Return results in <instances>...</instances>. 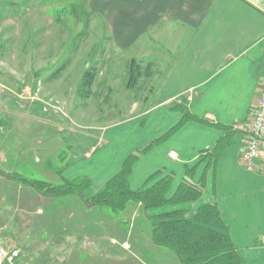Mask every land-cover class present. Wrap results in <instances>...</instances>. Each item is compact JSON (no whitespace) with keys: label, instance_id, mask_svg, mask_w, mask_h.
I'll use <instances>...</instances> for the list:
<instances>
[{"label":"crops","instance_id":"0c3cea01","mask_svg":"<svg viewBox=\"0 0 264 264\" xmlns=\"http://www.w3.org/2000/svg\"><path fill=\"white\" fill-rule=\"evenodd\" d=\"M83 4L89 19L81 23L87 47L83 44L80 50L91 53L89 59L147 61L145 71L138 74L150 76V91L160 97L150 104L143 127L138 121L125 123L103 135L100 150L75 160L73 149L63 160L59 143L48 132L49 123L39 121L40 132L51 138L41 140L37 149L44 163L35 162L42 164L43 173L54 175L48 182L86 176L100 188L133 151L155 143L180 122L181 106L205 122L186 121L141 155L133 165L130 187L142 188L150 175L164 169L174 173L173 193L187 169L196 166L193 181L206 177L200 202L216 200L242 264H264V175L240 163L264 83V0H84ZM149 125L145 146L140 142L129 148V141L123 139L120 145L111 138L133 131L135 140ZM228 134L229 143L217 158L201 161L203 153L211 154ZM75 198L82 207L90 206L81 197L66 200ZM136 207L130 204L127 209L134 212ZM102 250L99 264L106 246Z\"/></svg>","mask_w":264,"mask_h":264},{"label":"rangeland","instance_id":"374dc122","mask_svg":"<svg viewBox=\"0 0 264 264\" xmlns=\"http://www.w3.org/2000/svg\"><path fill=\"white\" fill-rule=\"evenodd\" d=\"M83 3L0 0V230L8 245L21 250L16 264H99L104 246L101 264H179L174 253L151 244L141 203L130 202L115 215L102 206L86 209L76 198L45 197L14 178L54 177L41 171L37 149L51 135L40 132L39 121L49 123L63 160L72 149L75 160L100 150L103 135L125 123L138 121L143 127L150 104L160 97L150 91V76L138 74L147 61L89 59L91 53L80 50L87 47L81 23L89 19ZM88 70L97 74L89 91L83 85ZM142 130L135 140L133 131L111 138L120 145L129 141V148L145 146L150 125ZM130 204L137 206L134 212L127 209Z\"/></svg>","mask_w":264,"mask_h":264},{"label":"trees","instance_id":"16d2710c","mask_svg":"<svg viewBox=\"0 0 264 264\" xmlns=\"http://www.w3.org/2000/svg\"><path fill=\"white\" fill-rule=\"evenodd\" d=\"M96 77L95 71L86 72L83 85L88 91ZM179 108L183 112L180 122L153 144L168 139L188 120L205 122L192 113L185 112L181 106ZM229 136L225 135L211 154L203 153L201 161L205 158H217L221 147L229 143ZM153 144L129 155L120 171L98 190H93V182L86 176L73 180L63 179L60 184L16 175L14 178L30 184L45 196L76 194L85 204L106 207L115 215L122 214L130 202L141 203L145 208L144 216L149 222L152 241L174 253L179 264H242L240 253L216 200L200 202L206 187V177L203 174L200 182L193 181L196 166L187 169L184 179L173 193L170 189L174 173H165L164 169L150 175L142 188L130 187L129 177L134 163L141 155L149 152ZM0 173L4 174V171L0 170ZM193 205L196 207L192 208Z\"/></svg>","mask_w":264,"mask_h":264},{"label":"built area","instance_id":"2783aa9c","mask_svg":"<svg viewBox=\"0 0 264 264\" xmlns=\"http://www.w3.org/2000/svg\"><path fill=\"white\" fill-rule=\"evenodd\" d=\"M242 167L264 175V83L259 97L258 107L247 128L244 152L240 157ZM2 174L0 173V179ZM21 256L18 247L10 246L0 230V264H16Z\"/></svg>","mask_w":264,"mask_h":264}]
</instances>
